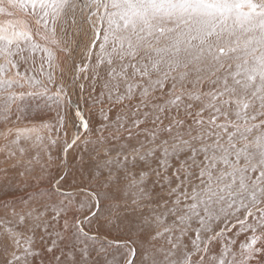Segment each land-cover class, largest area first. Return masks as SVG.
I'll return each mask as SVG.
<instances>
[{
    "label": "snow or ice",
    "instance_id": "snow-or-ice-1",
    "mask_svg": "<svg viewBox=\"0 0 264 264\" xmlns=\"http://www.w3.org/2000/svg\"><path fill=\"white\" fill-rule=\"evenodd\" d=\"M57 52L74 110L68 85H54ZM37 53L43 80L18 70ZM32 102L55 113L43 127L57 139L69 123L89 133L103 122L66 144L82 145L75 169L56 172L49 155L20 172L38 191L19 210L0 204V264L264 258V0H0V119Z\"/></svg>",
    "mask_w": 264,
    "mask_h": 264
},
{
    "label": "rangeland",
    "instance_id": "rangeland-1",
    "mask_svg": "<svg viewBox=\"0 0 264 264\" xmlns=\"http://www.w3.org/2000/svg\"><path fill=\"white\" fill-rule=\"evenodd\" d=\"M38 43H40V41ZM60 60L61 59H59V62ZM36 62L38 63L37 64L38 66L33 67L32 72L30 71V74L26 73V75H33V76L35 75L36 77L43 80L44 78L43 77L41 78L40 76L41 61L36 60ZM55 65H57L56 60H55ZM59 65H60V70L63 69L64 70L63 73H65L66 66L64 67L63 63H59ZM55 67L56 66H54V69H53L54 72L56 70ZM18 70L22 72L23 74L25 73V71L22 69L21 66H19ZM45 70H47L46 66H45ZM9 71L7 72V74L9 73ZM63 75H55L54 73V85L55 86H60V85H65V84L69 86L70 82H68L69 83L68 84L67 78L64 79L62 77ZM26 86L27 84H24L23 88H17L16 91L17 92L24 91V90L30 91L31 89H29V87L28 86L26 87ZM48 87L50 88L52 92L53 90H55V87L53 85H48ZM73 92L74 91L70 92L69 94L71 96V99H73V101L75 100L74 101L75 106L78 107L76 103L77 96L73 95L72 94ZM32 103H33V110L28 111L26 114H22L19 120L16 119L15 106H13V110H12L13 115L11 116V119L7 124H5V122L2 119H0V146L3 144L4 145L7 144L9 146V149L10 150L13 149L12 151L15 150L14 152L16 153V155L12 158H9L6 163L5 158L7 156V153L5 152V154L4 153L2 154V151H0V157H1L0 158V204L7 202L10 206L14 205L17 210H19L22 207H26L24 202L28 201L29 195H35L38 191V188L36 186L34 185L28 186L24 184L23 182L24 178L20 176V172L23 171L25 168L38 167V165L29 164L28 161L32 158L39 157L42 163H46L48 156L51 155V157L56 161L58 165V167L55 168L56 172H70L71 170L75 169L78 166V160H75L74 158H76L79 155L82 145L78 141L77 145L68 149V153L66 156L67 157V167L65 168L66 170L64 171L63 160H64V149L66 147V144L71 142L74 135H80V136L88 135L91 138H95V136L99 134V132L95 130L99 129L103 122L102 117L99 118L100 120L99 119L94 120L92 118L91 127L93 131L89 133H85L84 130L80 131L78 126H75L76 127L75 128L72 126L71 123H69L67 126V135H65L64 132L61 131L59 133L58 139H57V134L55 131L49 132L47 128L42 127L38 131H36L38 133L37 134L38 136L35 135L33 137L35 139L33 138L24 139V138L19 137V140L17 143H11L12 141L17 139L16 137L11 136L9 137V139L3 140L1 133H2V130L6 127H14L17 125H32V124L34 125L39 124L38 126H43L45 123H48V124L54 123V117H55L54 112L48 113L46 109L36 110L35 102H32ZM69 111H72V110H69ZM86 115L88 116L87 112H86ZM73 131L76 133H74ZM37 137H39L40 139H37ZM50 138L56 140L55 145L51 144ZM21 150H23L22 155H21ZM14 164H18L19 166L13 167ZM13 202H16V203L18 202V203L14 204ZM3 215H4L3 209H0V216H3ZM231 226H232L231 223L228 224V227H231ZM85 227L87 228V225ZM237 231H239L238 225L235 228H232V231L227 233V235L229 237H235V233ZM249 234L250 233H241L239 237H236L238 243L234 247L237 250L239 248V242H243L246 236ZM254 264H264V258L257 257L256 260L254 261Z\"/></svg>",
    "mask_w": 264,
    "mask_h": 264
},
{
    "label": "bare ground",
    "instance_id": "bare-ground-1",
    "mask_svg": "<svg viewBox=\"0 0 264 264\" xmlns=\"http://www.w3.org/2000/svg\"><path fill=\"white\" fill-rule=\"evenodd\" d=\"M37 40H38V42H39V38H36ZM40 43H41V41H40ZM74 43H75V39H73V42L72 43H70L69 44V49H70V51H69V54L68 55H71L72 53H71V49H72V47L74 46ZM87 43V41H85L83 38H81V40H80V47L79 48H76V50H75V54H74V59H75V61L76 62H80V61H82V60H84V56H83V51H84V45ZM25 55H28V53H25ZM42 55V53H37V54H33V56H34V59H35V64H33L32 63V61L31 60H29V62L27 63V64H25V63H23V62H20V65L19 66H21L22 67V69L25 71V69H28V71L27 72H25L24 74L26 75V73L27 74H30V71L32 72V69H33V67H36V66H38L37 64V62H36V60L38 61V60H40V56ZM68 55H66L65 53H63V52H57L56 53V64L58 65V67L56 66L55 67V75H62L61 74V71H60V65H59V63H63L64 64V67L66 66V71H65V73H63L64 75L62 76L64 79L65 78H67V83L68 82H71V68H72V66L68 63ZM18 59V58H17ZM59 59H61L60 60V62H59ZM63 66V65H62ZM61 66V67H62ZM41 67V66H40ZM21 70V69H20ZM34 70H35V68H34ZM41 70V69H40ZM15 71L16 70H10L9 71V73L7 74V78H14V73H15ZM22 71V70H21ZM35 72V71H34ZM22 73V72H21ZM34 74V73H33ZM35 76V75H34ZM58 77V76H57ZM56 77V78H57ZM42 78V77H41ZM60 79V78H59ZM63 80V79H62ZM69 84V83H68ZM65 85H67V84H65ZM28 86V85H27ZM26 86V87H27ZM25 92L27 91V90H24ZM55 90H53V92H54ZM68 91H69V93L70 92H72V91H75L74 90V88H72L71 86H70V84H69V86H68ZM19 92V91H18ZM74 97V96H73ZM73 100V99H72ZM75 101V100H74ZM74 101H73V108H72V110H74L75 108H76V106H75V104H74ZM77 101V100H76ZM85 116L87 117V115H86V112H85ZM101 116H99V115H96V116H94L93 117V119L95 120H97V119H99ZM100 120V119H99ZM32 124V123H31ZM15 125V124H14ZM37 124H32V125H17V126H14V127H6V128H4L3 130H2V133H1V136H2V139L4 140L5 139V137H4V135H3V133H5V132H7L8 131V129H12V132H11V135H9L8 137H7V139H9V137H11V136H14V137H16L17 138V135H18V133H17V130H21L20 131V133H19V137H21V138H33L35 135L36 136H38L37 134V132L36 131H38L40 128H42L43 126H36ZM13 126V125H12ZM73 126V125H72ZM78 126V125H77ZM79 127V126H78ZM76 128V127H75ZM24 129H31L32 131H30V132H24L23 130ZM80 129V128H79ZM82 129H80V131H81ZM75 131V130H74ZM73 131V132H74ZM79 131V130H78ZM74 133H76V132H74ZM78 133V132H77ZM33 139H35V138H33ZM32 139V140H33ZM6 140V139H5ZM31 140V139H30ZM29 140V141H30ZM12 141V140H11ZM10 141V142H11ZM12 143V142H11ZM5 144H6V142H5ZM9 144V143H8ZM5 145L3 144V145H1L0 146V149H2L3 147H4ZM9 147V146H8ZM12 147V146H11ZM10 147V148H11ZM15 148V147H14ZM13 150V149H12ZM15 151V150H14ZM5 154V152H3L2 151V154ZM67 153H68V151H67ZM67 153L65 154V152H64V160H63V164H67ZM1 158V157H0ZM64 169V171L66 170L65 168H63ZM14 204H17L16 202H13Z\"/></svg>",
    "mask_w": 264,
    "mask_h": 264
}]
</instances>
